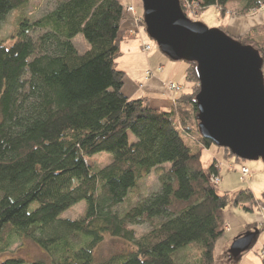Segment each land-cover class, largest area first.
<instances>
[{"label":"trees","instance_id":"1","mask_svg":"<svg viewBox=\"0 0 264 264\" xmlns=\"http://www.w3.org/2000/svg\"><path fill=\"white\" fill-rule=\"evenodd\" d=\"M30 1L0 0V23ZM189 1L201 10L217 8L221 18L234 6L240 16L264 9V0ZM129 5L65 0L40 19L21 21L20 37L11 45L0 43V254L12 239L27 238L53 257L49 264H179L178 253H184L180 264H215L224 210L264 207V196L255 198L249 189L217 194L209 182L219 169L215 159L208 168L201 162V150L212 143L198 132L194 63L184 72L190 88L170 111L125 95L117 59ZM79 35L90 46L83 54L73 44ZM257 35L262 38L255 40ZM237 40L243 45L252 40L264 61V25ZM186 139L197 145L196 152ZM100 153L112 154V162L93 171L91 159ZM153 172L160 190L123 216L113 213ZM81 202L85 211L79 219L60 218ZM142 224L150 227L144 242L131 229ZM255 229L261 234L264 226H246ZM106 234L135 251L96 262L93 252ZM77 237L85 239L80 246L74 245ZM0 264L26 263L10 258Z\"/></svg>","mask_w":264,"mask_h":264},{"label":"rangeland","instance_id":"2","mask_svg":"<svg viewBox=\"0 0 264 264\" xmlns=\"http://www.w3.org/2000/svg\"><path fill=\"white\" fill-rule=\"evenodd\" d=\"M65 0H31L26 6L20 9L11 10L1 21L0 23V43L3 42L5 45H11L16 39H19L18 32L21 30V21L29 19L34 21L42 18L47 15L54 7L59 3ZM123 5H126L130 2V5L134 9V14H127L124 20L126 23L124 30L127 29L130 32L137 34H131L133 36H142L140 37V42L138 38L127 39V43L122 42L121 51H124L127 47L134 48L141 46V41L146 40L150 43L151 48L154 52H158L159 57L162 59L163 63L166 65H177L183 69L185 72L188 64L185 61H172L164 54L161 53L156 43L152 41L147 34L145 33V26L143 23L142 17V3L140 0H121ZM183 12L186 17L194 22H199L205 25L209 29H219L223 28L225 33L229 36L237 38L244 36L251 29L258 27L259 25L264 24H255V27L247 28V24H242L237 27L235 25V20H248L250 24L251 16H259L264 19V9L260 11L253 12L248 16H240L239 8L233 7L229 8V12L232 14H227L224 18L220 17L219 11L217 8L211 6L201 10L196 4L190 3L189 0H182ZM141 14L139 15L138 12ZM235 13V14H234ZM128 19V20H127ZM235 25V26H234ZM257 25V26H256ZM241 27H243L241 29ZM241 30H244L241 32ZM136 31V32H135ZM39 32L31 33L32 36H37ZM255 40L262 38V36H254ZM238 41V40H237ZM248 40V43L245 45H250L252 47L253 43ZM73 44L79 54H83L86 51L90 50V46L84 41L81 35L77 36L73 40ZM139 46V47H140ZM142 55L140 51L124 53L117 59L118 68H124L126 65L130 64L131 59H138L139 62L145 63L147 56ZM156 61V60H154ZM126 69V68H125ZM264 70V64L263 68ZM127 71V70H126ZM166 72V71H165ZM130 73V72H129ZM128 76V72H127ZM183 85L187 90L190 88V84L185 80V74H183ZM131 140L134 141V138L131 136ZM188 147L192 152L197 151V145L191 140H185ZM210 150V154L207 153V150ZM203 149V155L201 156L202 164L205 168H208L213 159L216 158V165L218 167V176L220 183L215 186L217 194H223L229 192L231 195H234L236 192L244 189H249L253 192L255 198H262L264 196V162L259 159L257 161H242L239 162L234 160L233 157H226L222 149L217 148L214 144H211L209 147ZM113 156L108 153H100L95 155L91 161L93 162L91 167L93 171L100 170L112 162ZM245 168L248 171L249 177L243 180L241 170ZM242 177V178H241ZM160 190V184L157 179V175L153 172L151 175L142 178L136 184L134 189H131L123 203L113 208V213L123 216L128 212L139 200L148 197L149 195L158 192ZM249 210L244 209L243 206L233 207L228 206L224 212L225 223L223 225L222 231L223 235L218 240L215 247V257L217 260L226 258L227 251H229L239 235H242L246 232L247 225H256L264 226V207H249ZM85 211V203L81 202L69 211L61 215L62 219H71L76 220L82 216V213ZM136 233L138 239L143 241L142 237L148 234L150 227L148 224H142L139 226H132ZM85 242V239L82 237H77L74 239V245L80 246ZM144 242V241H143ZM264 250V232L259 234L252 246L240 254L238 258L233 256H228V263L230 264H260V254ZM129 251H135V247L121 239L111 237L106 234L103 237L102 242L96 247L93 252V257L96 262L106 260L114 255L127 253ZM255 252H259V256ZM184 253L176 254V261L180 264L181 259ZM191 259L195 256L194 250H190ZM15 258L22 259L26 264H30L34 261L43 260L45 262L52 263L53 257L46 254L43 250L37 247L31 240L27 238L23 239H12L9 248L2 254H0V262L6 259ZM224 260V259H223ZM222 264V263H221Z\"/></svg>","mask_w":264,"mask_h":264},{"label":"water","instance_id":"3","mask_svg":"<svg viewBox=\"0 0 264 264\" xmlns=\"http://www.w3.org/2000/svg\"><path fill=\"white\" fill-rule=\"evenodd\" d=\"M145 33L172 61L196 65L199 135L242 161L264 162L263 58L220 29L191 21L179 0H140ZM259 232L246 231L230 250L247 251Z\"/></svg>","mask_w":264,"mask_h":264},{"label":"crops","instance_id":"4","mask_svg":"<svg viewBox=\"0 0 264 264\" xmlns=\"http://www.w3.org/2000/svg\"><path fill=\"white\" fill-rule=\"evenodd\" d=\"M138 14L141 15L139 12ZM250 19H251L250 24H248V20H235V25L239 27L242 24L244 25L247 24L248 25L247 28L251 29L252 27H255L254 26L255 24L257 25L264 24V19H262L259 16L256 17L251 16ZM125 24L126 23L123 22L120 32V37L122 39V41L119 44L120 51H121L122 42L127 43V39L130 38H138V41L140 42V37L142 36V33H140L141 36H137L138 35L137 33L130 32L127 29L124 30V27H126L124 26ZM242 28L243 27H241V29ZM242 31L244 30H241V32ZM131 34H137V35L133 36ZM139 46L136 47V49L127 47L124 51H121L120 56L124 55V53L136 52V50L137 52L139 50L140 53L144 56L150 53L147 56V59H145V63H143L142 61L139 62L138 59L135 58V59H131L130 64L126 65V67L119 68L125 73V84L123 91L125 95H127V97H129L130 99H139V98L147 99L149 101L150 106L153 109L170 111L171 109L174 108L175 99L179 97L182 93L188 92L186 87L183 85V78H184L183 69L178 67L177 65H172V64L166 65L159 57L158 52L157 53L154 52L151 48L149 52L144 53L141 51ZM127 72H128V76H127ZM169 84H177L181 86V91L177 95L173 94V92L169 90L168 87ZM203 149L201 150V156L203 155ZM207 153L209 154L211 153L209 149L207 150ZM230 250L227 251L226 258H223L224 260L223 259L217 260L214 254L215 264H221V263L230 264L228 263V259H227L228 256H232Z\"/></svg>","mask_w":264,"mask_h":264},{"label":"built area","instance_id":"5","mask_svg":"<svg viewBox=\"0 0 264 264\" xmlns=\"http://www.w3.org/2000/svg\"><path fill=\"white\" fill-rule=\"evenodd\" d=\"M125 11H126L127 14H131V13L134 14V9H133V7H132L131 5L126 6V7H125ZM123 22H124V21H123ZM140 49H141L142 52L147 53V52H149V51L151 50V45H150V43H149L148 41H146V40H145V41L142 40V41H141ZM168 87H169V90H170L171 92H173V94H175V95H177V94L181 91V86H179V85H177V84H169ZM241 172H242L243 180H244V179H247V178L249 177L248 171H247L245 168H243V169L241 170ZM242 177H241V178H242ZM209 182H210L211 185H213L214 187L217 186V185L220 183L219 176L210 175V176H209ZM263 210H264V209H263Z\"/></svg>","mask_w":264,"mask_h":264}]
</instances>
